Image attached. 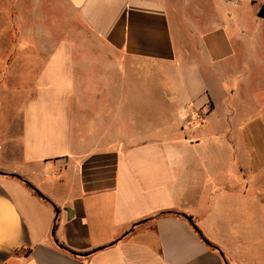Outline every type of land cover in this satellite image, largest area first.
Masks as SVG:
<instances>
[{
  "label": "crops",
  "instance_id": "crops-1",
  "mask_svg": "<svg viewBox=\"0 0 264 264\" xmlns=\"http://www.w3.org/2000/svg\"><path fill=\"white\" fill-rule=\"evenodd\" d=\"M0 173V264H264V0H0Z\"/></svg>",
  "mask_w": 264,
  "mask_h": 264
},
{
  "label": "rangeland",
  "instance_id": "rangeland-1",
  "mask_svg": "<svg viewBox=\"0 0 264 264\" xmlns=\"http://www.w3.org/2000/svg\"><path fill=\"white\" fill-rule=\"evenodd\" d=\"M185 40H186V39H185ZM14 42H18V39H13V44H14ZM197 122H198V125L201 124V120H198V119H197Z\"/></svg>",
  "mask_w": 264,
  "mask_h": 264
},
{
  "label": "trees",
  "instance_id": "trees-1",
  "mask_svg": "<svg viewBox=\"0 0 264 264\" xmlns=\"http://www.w3.org/2000/svg\"><path fill=\"white\" fill-rule=\"evenodd\" d=\"M37 193V192H36ZM37 194H39V193H37ZM190 220V219H189ZM198 231V230H197Z\"/></svg>",
  "mask_w": 264,
  "mask_h": 264
},
{
  "label": "water",
  "instance_id": "water-1",
  "mask_svg": "<svg viewBox=\"0 0 264 264\" xmlns=\"http://www.w3.org/2000/svg\"><path fill=\"white\" fill-rule=\"evenodd\" d=\"M0 175H2V173H0Z\"/></svg>",
  "mask_w": 264,
  "mask_h": 264
}]
</instances>
